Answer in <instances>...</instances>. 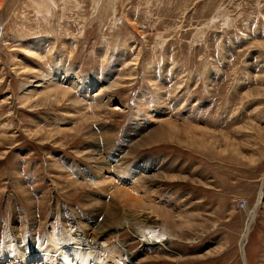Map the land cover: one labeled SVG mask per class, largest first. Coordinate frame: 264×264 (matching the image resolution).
<instances>
[{
  "label": "rangeland",
  "instance_id": "374dc122",
  "mask_svg": "<svg viewBox=\"0 0 264 264\" xmlns=\"http://www.w3.org/2000/svg\"><path fill=\"white\" fill-rule=\"evenodd\" d=\"M0 4L8 256L67 232L131 264H264V0Z\"/></svg>",
  "mask_w": 264,
  "mask_h": 264
},
{
  "label": "bare ground",
  "instance_id": "6f19581e",
  "mask_svg": "<svg viewBox=\"0 0 264 264\" xmlns=\"http://www.w3.org/2000/svg\"><path fill=\"white\" fill-rule=\"evenodd\" d=\"M0 6H1V4H0ZM59 68H58V70L53 72V74L48 75L46 82L48 83L49 86L53 85V84H57V86H59L58 81L59 82L61 81V83L69 81L70 78L68 76L71 75L69 73V71L63 72ZM70 83H72L71 85H73L75 87L77 86L78 88L80 85L83 86L81 88L83 89V93L85 94V96H84L85 99H86V97H88L87 96L88 92H86V89L88 90L91 87L93 88V86H95V84H97L96 81H95V83L89 82V81L85 82L84 80H81V79H79L78 81L77 80L70 81ZM36 87H38V86H36ZM65 95H66V93H65ZM98 174H99V171L97 173L93 172V174H91V177H92L91 179H96L94 181H92V180L91 181L96 185H98L100 183H103V185H105L104 183H107L106 181L108 179H111L110 177H103L102 178ZM128 178H129V175H126L125 172H123V179L125 180L124 182L129 181ZM110 182H111V180H110ZM134 186L135 185H133V187ZM110 188H115L117 190V193H115V191H114V193L117 194L118 197H121V200L123 199L122 202L124 200L128 201V203H135V201H137V199H136L137 196H135L136 191L130 192L126 188H121V187L117 188V185L116 186L114 185L113 187L110 186ZM103 190H104V188H102V191ZM109 190L110 189L108 188V191ZM104 191L108 192L107 190H104ZM120 195H122V196H120ZM114 198H117V196ZM139 201L140 200H138V202ZM138 205H139V203H138ZM138 205H137V207H139ZM144 205H145V203H144ZM134 206H135V204H134ZM146 206H145V208L147 210ZM112 207H113V205H112ZM137 209H139V208H137ZM137 209H133V210L137 211ZM131 214H132V212H131ZM110 215H112V214H110ZM110 215L109 216L107 215L108 216L107 219L109 220V222H112L115 219L113 217H110ZM254 216H255V214H254ZM250 220H251V218H250ZM249 229H251V226L249 227ZM12 232L14 233V230ZM65 233H67V232H65ZM65 233L64 234L62 233L64 236L62 237L61 240H59L56 233H50V240L49 241L45 240V243L42 240H41V243H40V241L37 242V240L35 238H32V237H29L28 240L22 239L20 237V235L15 233L14 241L11 242L12 245H11V254L10 255L12 257L7 255L6 249L0 248V264H36V263L37 264H131L130 261L128 260V258H119L120 255L117 256L114 253V252H116V250L110 249V250L106 251V250H101V248H98V247H94L95 249H92L91 246H89V245L84 246L82 244V238L84 235L83 233H78L75 236V238L77 239V242H74L73 236L68 235V234L65 235ZM248 237L249 236L245 235V237H244L245 241L248 239ZM92 241L93 242L98 241V238L92 237ZM101 244L104 245V242H101ZM38 257H39V260H38Z\"/></svg>",
  "mask_w": 264,
  "mask_h": 264
}]
</instances>
